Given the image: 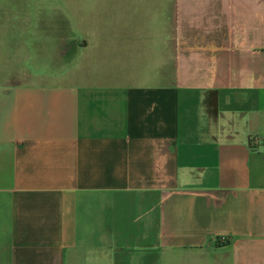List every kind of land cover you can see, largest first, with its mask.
I'll return each mask as SVG.
<instances>
[{"label": "crops", "instance_id": "0c3cea01", "mask_svg": "<svg viewBox=\"0 0 264 264\" xmlns=\"http://www.w3.org/2000/svg\"><path fill=\"white\" fill-rule=\"evenodd\" d=\"M263 51L264 0H0V264H264Z\"/></svg>", "mask_w": 264, "mask_h": 264}, {"label": "built area", "instance_id": "2783aa9c", "mask_svg": "<svg viewBox=\"0 0 264 264\" xmlns=\"http://www.w3.org/2000/svg\"><path fill=\"white\" fill-rule=\"evenodd\" d=\"M217 241L220 242V243H223V242H225V239L221 238V239H217Z\"/></svg>", "mask_w": 264, "mask_h": 264}, {"label": "trees", "instance_id": "16d2710c", "mask_svg": "<svg viewBox=\"0 0 264 264\" xmlns=\"http://www.w3.org/2000/svg\"><path fill=\"white\" fill-rule=\"evenodd\" d=\"M264 52V51H263Z\"/></svg>", "mask_w": 264, "mask_h": 264}]
</instances>
